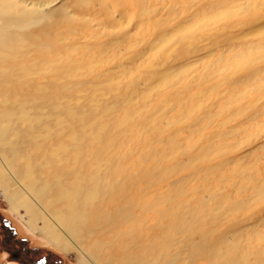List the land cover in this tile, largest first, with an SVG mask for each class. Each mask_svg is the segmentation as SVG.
<instances>
[{
  "label": "rangeland",
  "instance_id": "1",
  "mask_svg": "<svg viewBox=\"0 0 264 264\" xmlns=\"http://www.w3.org/2000/svg\"><path fill=\"white\" fill-rule=\"evenodd\" d=\"M106 1L109 10L99 6L98 0L91 4L63 0L64 8H58L34 25L39 35L31 37L34 43L49 44L48 52L38 49L39 71L34 79L39 85L47 86L51 99L62 98L64 106L73 105L89 114L95 127L83 132L78 129L75 137L81 140L78 144L84 152V161L90 164L102 161V166H107L104 174L113 175L116 183H131L133 195L145 203L154 202L152 198L156 196L173 194L175 204L183 206L181 217L176 220L185 223L183 228L191 225L189 219L193 226H198L190 215L193 207L201 217L213 214L207 224L199 222L200 228L194 226L199 232L194 239L198 241L201 235L209 233L212 243H222L223 237L231 239L234 235L231 241L239 243L242 253L249 256V262L255 263L256 256L264 255V201H252L240 211H228V207L232 202L249 201L256 195V184L260 185V179H264V21L255 23L257 3L264 6V0L219 1L221 6L239 7L245 2L248 10L231 18L217 19L208 27L193 29L188 25L186 33L177 32L183 39L178 46L165 50L156 49L154 41L164 33L171 36L182 23L191 24L202 17L219 14L222 9L213 7L216 0H147L146 5L156 10V14H146L144 19L140 17L141 0ZM52 5L61 6L58 0ZM113 8L118 11L114 16L126 9L121 22L110 19ZM198 10L202 14L196 18L192 14ZM260 12L264 14V8ZM161 19H166L163 26L158 25ZM117 38L121 43L114 47ZM251 43L257 47L247 50L245 46ZM191 44L200 50H192L191 54L175 53V48L186 52ZM107 47L110 48L104 52ZM131 57L136 59L135 63ZM190 62L197 64L186 70L175 84L152 87L155 79ZM43 63L47 64L46 69L40 66ZM122 63L124 69L119 67ZM53 68L57 72L54 73ZM127 108L133 121L130 126L120 128ZM195 108L193 118H185ZM138 109L144 111L137 114ZM104 127L106 133L100 131ZM224 133L227 136L220 138ZM171 141L178 142L185 152L177 153L174 160L165 158L156 168L155 160L161 157V152H180ZM65 142L69 147L75 144L68 133ZM195 143L211 144L214 149L229 144L234 145V149L196 160L189 166L197 153L193 149ZM73 154L74 148L66 153L67 170L73 164L80 167L75 164ZM176 160L182 162L184 169L162 179L165 168ZM150 171L155 172L158 179L149 177ZM253 178H258L260 183ZM215 195L220 196L212 202ZM201 199L206 200L208 209L205 211L200 205ZM219 205L224 206L220 213L211 209ZM103 208L113 210L111 206ZM215 215L217 222L212 218ZM86 240L91 241V237ZM13 252H20V256L13 257ZM204 261L199 259L198 263L205 264ZM0 264L82 263L74 250L66 252L30 228L0 195Z\"/></svg>",
  "mask_w": 264,
  "mask_h": 264
},
{
  "label": "bare ground",
  "instance_id": "2",
  "mask_svg": "<svg viewBox=\"0 0 264 264\" xmlns=\"http://www.w3.org/2000/svg\"><path fill=\"white\" fill-rule=\"evenodd\" d=\"M54 1L56 0H0V195L9 204L11 210L30 228L38 231L40 235L64 251L74 250L82 264H199V259L206 260L205 264H264V255L256 256L255 263L249 262V256L242 253L239 243L231 241L234 235L231 239L223 237L222 243H212L207 233L201 235L202 237L196 241L194 236H198L199 232L195 227H199V222L207 224L213 214L201 217L193 207L190 215L198 226L194 225V227L189 219L191 225L183 228L185 223L176 221L181 217L180 211L183 206L180 203L175 204L172 193V195L156 196L152 198L154 202L145 203L133 195L134 189L131 183L122 185L118 181L114 182L113 175L104 174L103 169H107V166L103 167L102 161L98 164H90L82 159L84 152L78 144L81 140H76L75 137H77L78 129L83 132L88 127H95L89 114L80 112L73 105L64 106L62 98L51 99L47 93V86L39 85L34 79L37 76V70L39 71L38 49L43 53L49 50V44L46 42L34 43L32 38L39 36L37 27L34 25L41 21V18L53 14L58 8H64L63 0H58L61 4L59 7L52 5ZM82 1L88 4L93 2V0ZM98 1L101 4L99 6H106V9L110 7L106 0ZM219 1L222 0H216V4L213 5L215 8L222 9L219 14L217 13L218 15L202 17L191 24L182 23L175 28V33H171V36L164 33L154 41L153 45L157 44L156 49L164 50L174 45L177 47L181 39L177 34L184 32L188 25L193 29L208 27L217 19L231 18L236 13H244L248 10L245 2L239 7L234 4L221 6ZM146 2L148 1L140 2L142 19L146 14H156V10L148 8ZM257 4L256 16L258 17L255 18V23L264 21V14L260 12L264 6ZM47 8L50 11L46 12ZM125 10L114 16V13L118 11L113 8L110 19L121 22L122 16L127 13ZM172 10H175V7H172ZM201 14L198 10L192 15L197 18ZM165 24L166 19L158 22L161 26ZM117 39L113 43L114 47L121 43ZM190 46L191 50L187 49L186 52L175 48V53L191 54L192 50L194 52L200 50L192 44ZM256 47L253 43L245 46L247 50ZM109 48L104 49V52ZM130 60L135 63L136 59L131 57ZM195 64L197 63L190 62L185 67L176 66L173 72L165 73L155 79L152 87L159 88L163 85L175 84L186 70L193 68ZM46 65L43 63L40 66L46 69ZM51 67L48 68L51 69ZM119 67L124 69L123 63ZM53 71L55 73L57 69L53 68ZM56 82L60 84L61 80L57 78ZM141 86L144 87L143 84ZM150 95L146 94V96ZM134 97L132 99L135 102ZM111 108L114 109V106ZM143 109L136 110V113L143 112ZM195 110L196 108L191 110L185 118H193ZM132 121L133 117L127 108L120 128L130 126ZM142 128L144 129L143 125ZM100 131L106 133L107 129L104 127ZM67 133L74 139L75 144L71 147L66 146ZM225 136L227 133L222 134L220 138ZM172 145L178 146L180 152L171 154H168L170 153L168 150L161 152V157L155 160L156 168L165 161V158L170 157L174 160L177 153L185 152L178 142L174 141ZM201 145L195 143L193 146L197 153L193 162L188 164L189 166H193L196 160L223 155L234 149V145L229 144L218 146L216 149L211 144ZM110 146H113L112 142ZM72 148L75 153L73 154L75 164H79L80 167L73 164V167L67 170L66 153L68 154L70 149L72 151ZM184 167L182 162L174 161L173 165L165 168L162 179L171 177ZM117 172L120 171L117 169ZM151 176L158 179L153 171L149 173V177ZM253 180L259 181L258 178ZM260 180L261 184L255 186L256 195L246 203L244 200L240 201L241 203L232 202L229 207L227 206L228 211L244 210L252 201H264V179ZM171 185L174 187L173 183ZM219 196L215 195L212 202H216ZM208 199L210 200L209 197ZM205 204L206 200L201 199L200 205L204 211L208 209ZM108 206L113 208L111 212L103 208ZM223 208L224 206L219 205L211 209L220 213ZM138 210L141 212L138 213ZM217 215L212 218L216 219ZM248 227L250 228V225ZM88 237H91V241L86 240Z\"/></svg>",
  "mask_w": 264,
  "mask_h": 264
},
{
  "label": "flooded vegetation",
  "instance_id": "3",
  "mask_svg": "<svg viewBox=\"0 0 264 264\" xmlns=\"http://www.w3.org/2000/svg\"><path fill=\"white\" fill-rule=\"evenodd\" d=\"M12 256L18 258L20 256V252H13Z\"/></svg>",
  "mask_w": 264,
  "mask_h": 264
}]
</instances>
